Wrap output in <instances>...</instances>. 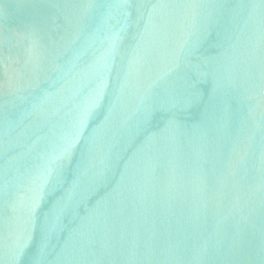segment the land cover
<instances>
[{
	"label": "water",
	"instance_id": "water-1",
	"mask_svg": "<svg viewBox=\"0 0 264 264\" xmlns=\"http://www.w3.org/2000/svg\"><path fill=\"white\" fill-rule=\"evenodd\" d=\"M0 264H264V0H0Z\"/></svg>",
	"mask_w": 264,
	"mask_h": 264
}]
</instances>
